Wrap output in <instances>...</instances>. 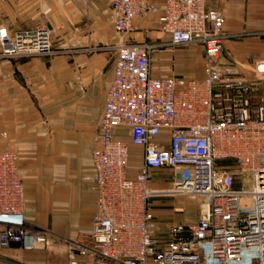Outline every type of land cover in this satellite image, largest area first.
Returning <instances> with one entry per match:
<instances>
[{
  "label": "built area",
  "instance_id": "obj_1",
  "mask_svg": "<svg viewBox=\"0 0 264 264\" xmlns=\"http://www.w3.org/2000/svg\"><path fill=\"white\" fill-rule=\"evenodd\" d=\"M109 6L121 42L93 155L95 216L89 234L63 240L68 264H264V59L252 78L220 63L224 17L206 0ZM159 12L167 41H125L136 19ZM52 34L48 27L13 36L0 29V56L52 54ZM186 46L204 48L203 79L152 73L155 50ZM117 128L143 150L135 178L130 144L115 137ZM163 170L172 172L158 176ZM246 173L251 187L236 188ZM166 177L169 189L151 187ZM186 195L199 199L197 221H169L160 232L155 200ZM50 240L48 230L27 222L16 154L0 151V245L34 250Z\"/></svg>",
  "mask_w": 264,
  "mask_h": 264
},
{
  "label": "crops",
  "instance_id": "obj_2",
  "mask_svg": "<svg viewBox=\"0 0 264 264\" xmlns=\"http://www.w3.org/2000/svg\"><path fill=\"white\" fill-rule=\"evenodd\" d=\"M109 2L0 0V29L13 36L48 27L54 46L48 55L0 56V151L17 156L28 224L51 235L43 249L0 245V264H68L63 240L91 232L97 199L93 155L121 42L113 29ZM206 6L224 17L227 37L220 63L252 78L256 63L264 59V0H206ZM160 17L161 12L136 19L125 41H167ZM186 47L155 50L152 73L203 79L204 48ZM171 52H176V61ZM115 137L130 144L126 128H117ZM161 140L168 142L167 132ZM130 153V176L135 178L143 150L130 144ZM151 187L165 189L163 182ZM195 206L181 197L176 209L182 213L156 208L155 214L159 219L164 213L172 221L194 223ZM188 211L192 215L184 221ZM159 224L163 232L164 225Z\"/></svg>",
  "mask_w": 264,
  "mask_h": 264
},
{
  "label": "rangeland",
  "instance_id": "obj_3",
  "mask_svg": "<svg viewBox=\"0 0 264 264\" xmlns=\"http://www.w3.org/2000/svg\"><path fill=\"white\" fill-rule=\"evenodd\" d=\"M118 36V35H117ZM119 37V36H118ZM120 38V37H119ZM183 48H188V47H183ZM53 50H54V46H53ZM168 50V49H167ZM169 53V52H168ZM171 55L173 56V58L175 59L176 61V52L175 53H172L171 52ZM175 69H176V65H175ZM164 171V170H163ZM163 171H157V175L159 176L160 174H163L162 172ZM157 176V177H158ZM242 183L240 182H237L236 184V188L238 189H241V188H244V189H249L251 187V184H252V180H253V175L250 174V173H246V174H243L242 176ZM170 181V178L166 177L162 180L163 182V186L165 187V189H169L170 185L168 184ZM183 197H186L188 198L192 203H196V206L194 208V210L196 211L195 214H197V218L199 217V199H192L190 196L186 195V196H183ZM181 199V197H175V198H168V197H164V198H160V199H156L155 200V205L157 206H160L159 208L164 211V210H168L172 207H175L178 200ZM191 210L193 211V209L191 208ZM161 215V214H160ZM167 214H162L160 219L162 220L161 221V224L164 225L166 224L167 222L169 221H172V219H169L167 218L166 216ZM192 215V212L188 211L186 214H184L182 217L184 219V221H186L189 216Z\"/></svg>",
  "mask_w": 264,
  "mask_h": 264
}]
</instances>
